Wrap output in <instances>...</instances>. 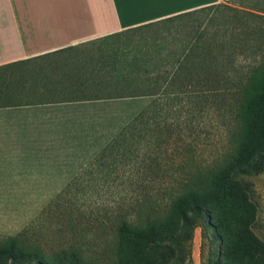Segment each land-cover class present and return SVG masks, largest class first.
Here are the masks:
<instances>
[{
    "label": "trees",
    "instance_id": "1",
    "mask_svg": "<svg viewBox=\"0 0 264 264\" xmlns=\"http://www.w3.org/2000/svg\"><path fill=\"white\" fill-rule=\"evenodd\" d=\"M235 3L236 8L227 7L229 22L217 26L215 10L210 12L219 4L186 13L181 19L203 18L176 41L156 45L172 33L153 38L151 50L116 56L117 48L106 41L113 53L91 67V81L40 71L30 62L10 65L9 82L0 89L8 103L74 105V113H63L78 117L91 107L93 122L108 121L101 130L91 125V135L105 139L101 151L117 152L132 167L140 164L146 176L162 170L155 151L174 133L170 123L160 125V112L173 113L183 102L191 120L215 105L229 122L218 160L185 172L165 197L135 188L137 194L131 191V199L92 225V233L111 234L112 240L105 246L100 235L91 240L90 261L82 244L47 252L22 231L0 241V264H191L194 231L204 217L220 243L211 264H264V242L253 231L256 208L238 179L264 172V0ZM0 71L6 73L7 66ZM178 115L173 117L184 121Z\"/></svg>",
    "mask_w": 264,
    "mask_h": 264
},
{
    "label": "rangeland",
    "instance_id": "2",
    "mask_svg": "<svg viewBox=\"0 0 264 264\" xmlns=\"http://www.w3.org/2000/svg\"><path fill=\"white\" fill-rule=\"evenodd\" d=\"M218 4L219 7L210 12L215 10L216 26L230 20L227 7L237 6L235 0H221ZM202 18V14H196L179 20L178 24L132 32L111 44L117 48L116 56H122L125 51L134 54L151 50L154 39L172 33L167 39L158 38L157 45L183 38ZM105 43L91 44V67L97 65V60L107 61L113 53L107 52ZM67 54L74 56L77 52L68 51ZM52 67L47 72L54 70V65ZM176 104L182 105L177 108L179 110L168 115L159 113L160 125L170 123L174 133L155 151L163 167L154 176L144 175L140 164L132 167L131 163L120 160L117 152L101 151L105 148V139L91 135V125L101 130L108 121L95 119L93 122L96 113H92L91 107L84 111L87 113L84 117L65 116L62 112L43 113L46 125L43 124L41 129L33 127V132L40 130L41 135L56 142L16 145L15 148L12 145L6 154L0 153L7 158L0 159V241L24 231L27 241L41 245L47 252L79 243L85 251L84 258L90 261L91 240L100 235L92 233L91 226L105 219L110 209L131 199L134 195L131 191L136 192L135 188L142 186L154 198L165 197L176 179L185 172H194L196 168L218 160L226 149L227 113L215 105L212 108L205 106L188 120L184 103ZM176 114L184 121L174 118ZM238 179L247 185L250 201L256 208L253 231L264 242V172ZM100 236L101 246L112 240L111 234ZM219 251L220 243L214 239V231L204 217L194 231L191 264H211Z\"/></svg>",
    "mask_w": 264,
    "mask_h": 264
},
{
    "label": "crops",
    "instance_id": "3",
    "mask_svg": "<svg viewBox=\"0 0 264 264\" xmlns=\"http://www.w3.org/2000/svg\"><path fill=\"white\" fill-rule=\"evenodd\" d=\"M220 1L0 0V69L7 66L6 73L0 71V89L4 80L9 82L10 65L18 62L37 64L46 72L54 65L50 73L73 72L91 81V44L173 25L186 13ZM68 51L77 55L69 56ZM9 101L7 94H0V153L5 154L12 145L56 142L40 130L33 132V127L46 125L43 113L77 110L74 105Z\"/></svg>",
    "mask_w": 264,
    "mask_h": 264
}]
</instances>
